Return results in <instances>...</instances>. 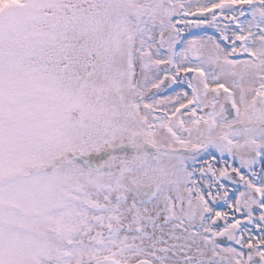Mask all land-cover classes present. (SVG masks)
Here are the masks:
<instances>
[{
	"label": "snow or ice",
	"instance_id": "snow-or-ice-1",
	"mask_svg": "<svg viewBox=\"0 0 264 264\" xmlns=\"http://www.w3.org/2000/svg\"><path fill=\"white\" fill-rule=\"evenodd\" d=\"M0 264H264V0H0Z\"/></svg>",
	"mask_w": 264,
	"mask_h": 264
}]
</instances>
